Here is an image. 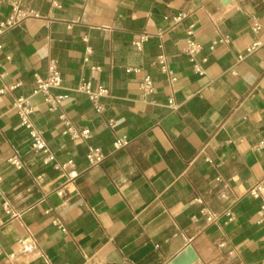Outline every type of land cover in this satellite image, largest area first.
I'll return each instance as SVG.
<instances>
[{
    "label": "crops",
    "instance_id": "0c3cea01",
    "mask_svg": "<svg viewBox=\"0 0 264 264\" xmlns=\"http://www.w3.org/2000/svg\"><path fill=\"white\" fill-rule=\"evenodd\" d=\"M14 2L40 17L0 36V264H170L201 234L221 252L209 264H264L263 202L249 194L264 184V0H0V21ZM50 59L63 78L52 92L67 96L56 111L36 93ZM86 81L108 89L101 112L77 90ZM19 97H31L50 163L31 148ZM61 114L90 140L64 135ZM120 137L129 144L115 149ZM89 145L101 164L89 165Z\"/></svg>",
    "mask_w": 264,
    "mask_h": 264
},
{
    "label": "built area",
    "instance_id": "2783aa9c",
    "mask_svg": "<svg viewBox=\"0 0 264 264\" xmlns=\"http://www.w3.org/2000/svg\"><path fill=\"white\" fill-rule=\"evenodd\" d=\"M40 14L31 8H21L17 2L12 3V13L5 19L0 21V36L4 35L5 33L9 32L13 28L21 25L24 21L29 18H39ZM180 20V18H178ZM261 28L259 22H255L253 24V30L258 32ZM149 36L147 34H143L141 39L136 42L138 47H141L142 43L147 41ZM230 37H222L218 38L212 42L210 48L214 50L217 45L222 43H228ZM262 46L261 41H255L252 43L247 49L245 55L251 54L255 52L258 48ZM2 49V45H0V51ZM202 50V46L197 43L193 39H187V45L185 48V52L190 56V61L193 64V70L199 74L204 75L206 73L205 68L203 67L202 63L198 62L196 56ZM91 52V49H88V53ZM245 55H241L240 59H243ZM206 59H204V62ZM159 67L164 73H167L171 79L174 81L176 77L174 76L173 71L168 67L165 57L159 56L158 63ZM94 69H100L99 67H94ZM36 82H37V90L36 93L42 94L44 97L45 103L48 104L49 109L51 111H56L60 108L62 102L66 99V95L64 94H53V89H60L63 87V78L59 70L58 61L56 59H50L48 63V74L46 77H42L38 74L35 75ZM77 90L81 93H84L88 96L90 102L92 103L93 107L97 111H102L103 107L99 103V99L102 96L108 94V89L104 86H99L98 88H94L91 81L82 82ZM141 90L142 95L147 96L152 94L155 90L154 81L150 76H145L141 82ZM172 104V102H171ZM14 107L17 110V113L21 119V125L29 130L30 137H31V148L35 152H41L46 155L45 162L50 163L53 161L54 156L51 152L48 144L44 138V132L38 129L33 121L30 118V115L34 112V108L31 104V97H19L14 101ZM60 119L63 123V134L68 136L73 140H85L88 141L91 138V130L89 128H78L75 124L67 117L65 114L60 115ZM111 127H115L116 124L114 122H110ZM129 144V141L126 137L117 138L113 145L115 149H120ZM106 158V155L103 149L100 146L96 145H89L88 146V153L87 159L90 166H95L101 164ZM9 162L17 168H22L23 164L22 161L13 156L9 159ZM72 165L71 162L68 163ZM67 165H59L55 164L54 167L56 169L65 168ZM249 194L254 197L255 199H261L263 205L261 207V213L264 214V184L257 183L254 185L250 190ZM199 203H201V199H197ZM200 213L206 216L208 222H215L217 219L211 215L206 207L201 208ZM230 215V213L228 212ZM194 221H198V216L193 217Z\"/></svg>",
    "mask_w": 264,
    "mask_h": 264
},
{
    "label": "water",
    "instance_id": "95a60500",
    "mask_svg": "<svg viewBox=\"0 0 264 264\" xmlns=\"http://www.w3.org/2000/svg\"><path fill=\"white\" fill-rule=\"evenodd\" d=\"M220 1L222 4H227L230 0ZM220 255V250L205 234H201L174 257L170 264H209Z\"/></svg>",
    "mask_w": 264,
    "mask_h": 264
}]
</instances>
